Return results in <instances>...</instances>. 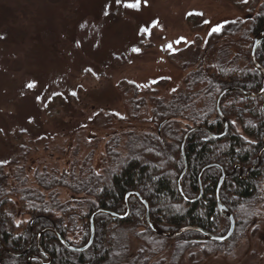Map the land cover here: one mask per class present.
Listing matches in <instances>:
<instances>
[{
    "label": "rangeland",
    "instance_id": "rangeland-1",
    "mask_svg": "<svg viewBox=\"0 0 264 264\" xmlns=\"http://www.w3.org/2000/svg\"><path fill=\"white\" fill-rule=\"evenodd\" d=\"M133 2L0 0L4 172L24 165L27 177L39 167L64 172L92 152L91 165L99 168L111 135L124 141L129 129L147 126L152 97L168 101L184 91L185 78L203 61L242 63L239 33L210 43L209 37L227 22L255 14L264 0H139L136 8L125 6ZM136 100L146 104L133 118L129 108L138 107ZM56 193L61 201L71 197L66 188ZM13 200L15 220L25 228L29 218ZM180 242H156L162 250L148 264H170ZM143 246L131 239L133 252ZM180 264H264V216L227 246L189 247Z\"/></svg>",
    "mask_w": 264,
    "mask_h": 264
},
{
    "label": "trees",
    "instance_id": "trees-1",
    "mask_svg": "<svg viewBox=\"0 0 264 264\" xmlns=\"http://www.w3.org/2000/svg\"><path fill=\"white\" fill-rule=\"evenodd\" d=\"M256 9L255 14V10H251L253 13L243 20L225 23L220 32L209 37L210 43L227 34L239 33L242 39L238 54L243 64L203 61L185 78L184 91L168 101L152 97L147 126L129 129L124 141L115 133L111 135L99 168L91 165L93 152L81 161L74 160L64 172L39 167L32 177H27L25 165L13 167L17 171L4 172L5 165L0 163L1 263L26 264L24 255H14L28 248L31 221L35 234L44 228H54L73 246H83L89 237L91 214L100 208L122 214L128 191H137L148 202L150 220L162 230L193 226L223 236L230 222L217 209L219 167L204 171L203 195L190 201L198 196L199 173L209 164L219 165L226 174L220 199L235 219L234 234L223 243L196 239L201 234L195 231L176 238L159 236L148 228L143 204L131 197L125 218L116 219L107 214L95 216V235L87 250H67L52 231L43 234L39 246L50 254L49 264H148L150 258L162 250L156 242L182 239L170 262L180 264L189 247L201 242L209 243L211 248L227 246L256 225L264 216L263 97L247 98L239 91L222 97L220 110L228 124L227 133L221 138L211 137L203 130L189 134L184 144L187 169L181 180L182 194L178 189V177L183 169L181 144L187 130L201 126L221 134L224 122L216 110L218 95L228 87L251 92L261 88L262 76L251 62L250 50L253 36L264 28V2ZM255 55L264 68V39ZM135 104L137 108H129L133 118L139 116L140 107L146 101L136 100ZM60 188L71 193L67 201L57 197L56 191ZM13 197L18 201L20 213L29 218L25 228L15 220L17 208ZM24 231L28 235H24ZM132 238L145 246L133 252ZM31 250L37 253L35 240ZM205 251L206 255L211 253L208 249Z\"/></svg>",
    "mask_w": 264,
    "mask_h": 264
},
{
    "label": "water",
    "instance_id": "water-1",
    "mask_svg": "<svg viewBox=\"0 0 264 264\" xmlns=\"http://www.w3.org/2000/svg\"><path fill=\"white\" fill-rule=\"evenodd\" d=\"M263 39H264V28H262V30L253 37L252 47H251V51H250L251 62L253 64V66L259 71V73L262 76V85H261L260 90L258 92H251V91H247V90H244V89H241V88H238V87H228V88L224 89L218 95L217 100H216V110H217V113L219 114L220 118L224 122V131L221 134H214L213 132H211L207 128H204V127H201V126H194V127L189 128L187 130V132L185 133V135L183 137V140H182V144H181V154H182V157H183V169H182L181 174L178 177V189L181 192V194L183 192L182 191L181 180H182V178H183V176H184V174L186 172V169H187V164H186V159H185V154H184V144H185L186 139L189 136V134L194 132V131H197V130H203V131H206L211 137L221 138L227 133L228 124H227L226 120L224 119L223 114L221 113L220 102H221L222 97L225 94L229 93V92L239 91L247 98H256V97H263L264 98V68L258 62V60L256 59V55H255L256 49L261 44ZM211 167H219L220 170H221V175H220V178H219V181H218V185H217V188H216L217 209H218L219 213L221 215H223L224 217H226L229 220V222H230L229 230L223 236H215V235L211 234L208 231H205V230H203L201 228L193 227V226H185V227H182V228H180L178 230H175V231L162 230L161 228H159L156 224H154L150 220L148 202L137 191H128L125 194V196H124V212L122 214H118V213L112 212L110 210L101 209V208L95 210L91 214V216H90V218L88 220L89 238L87 240V243L84 246L75 247V246L71 245L54 228H52V229L51 228H45V229L41 230L38 233V236H37L38 240L37 241H39L40 236H42L45 232L52 231L56 235V237L59 240V242L66 249H68V250H70L72 252H83V251L87 250L93 243V239H94V235H95V228H94V218H95V216L98 215V214H107V215H109L112 218L123 219L129 213V203H128L129 198L135 197L136 199H138L143 204V206L145 208L144 219L146 221V224H147L148 228L151 231H153L155 234H157L159 236H162V237H165V238H176V237H179V236L183 235L187 231H195V232H198V233L201 234V237L200 238H196V239H200V240H203L205 242L223 243V242L227 241L228 239H230L232 237V235L234 234V231H235V219L233 217V214L227 209V207L222 203V201L220 199V191H221L223 182H224V180L226 178V174H225L224 170L219 165H217V164H209V165L205 166L204 168H202V170L200 171L199 176H198L199 194H198V196L196 198H194V199H192L190 201L193 202V201L199 199L203 195V186H202V181H201L202 174L204 173V171L206 169L211 168ZM186 200L188 201V199H186ZM49 261H50V256H49ZM49 261L46 262V263H49ZM0 264H2L1 261H0Z\"/></svg>",
    "mask_w": 264,
    "mask_h": 264
},
{
    "label": "flooded vegetation",
    "instance_id": "flooded-vegetation-1",
    "mask_svg": "<svg viewBox=\"0 0 264 264\" xmlns=\"http://www.w3.org/2000/svg\"><path fill=\"white\" fill-rule=\"evenodd\" d=\"M252 47V46H251ZM251 51V50H250ZM257 59V58H256ZM29 230L31 232L30 237H29V244H28V248L26 250H24V252L19 253V254H15L14 256L18 257L19 255H24L25 256V263L26 264H35V263H39V264H49L51 262V257H50V261H49V256L50 254L45 252L44 250H42L39 246V242H40V238L43 236H40L39 241H37L38 239V233L43 230L41 229L39 232H37L36 234L33 233L32 231V221L29 224ZM45 229V228H44ZM46 233V232H45ZM24 235H28L26 233V231H24ZM34 240L36 241V247H37V253H34L33 250H31V248L33 247L34 244ZM59 241V240H58ZM72 245V244H71ZM64 247V246H63ZM76 247V246H75ZM65 248V247H64ZM68 250V249H67ZM70 251V250H69ZM72 252V251H71ZM49 263H46L48 262Z\"/></svg>",
    "mask_w": 264,
    "mask_h": 264
},
{
    "label": "snow or ice",
    "instance_id": "snow-or-ice-1",
    "mask_svg": "<svg viewBox=\"0 0 264 264\" xmlns=\"http://www.w3.org/2000/svg\"><path fill=\"white\" fill-rule=\"evenodd\" d=\"M117 2L119 3L120 0H117ZM138 5H139V0H135V2H133V3H126L125 4L126 7H132V8H136V7H138ZM205 23H210V22L209 21H205ZM219 27L220 26L215 27L213 29V31H219ZM134 51H139V50L138 49H134ZM32 86H33L32 84L28 85V87H32Z\"/></svg>",
    "mask_w": 264,
    "mask_h": 264
}]
</instances>
